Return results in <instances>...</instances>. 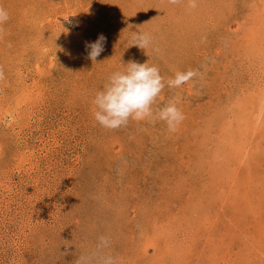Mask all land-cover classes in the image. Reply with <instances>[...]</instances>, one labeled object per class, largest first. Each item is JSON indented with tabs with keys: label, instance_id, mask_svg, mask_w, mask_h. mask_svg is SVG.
<instances>
[{
	"label": "rangeland",
	"instance_id": "1",
	"mask_svg": "<svg viewBox=\"0 0 264 264\" xmlns=\"http://www.w3.org/2000/svg\"><path fill=\"white\" fill-rule=\"evenodd\" d=\"M0 8V264H96L101 235L117 264H264V0ZM133 59L194 73L153 105L179 101L176 132L95 121L92 97Z\"/></svg>",
	"mask_w": 264,
	"mask_h": 264
},
{
	"label": "clouds",
	"instance_id": "2",
	"mask_svg": "<svg viewBox=\"0 0 264 264\" xmlns=\"http://www.w3.org/2000/svg\"><path fill=\"white\" fill-rule=\"evenodd\" d=\"M172 5L181 3L182 0H168ZM188 6L195 8L197 0H187ZM9 19L8 12L0 8V26ZM3 29L0 27V35ZM152 37L147 33L138 31L131 32V47L135 46L142 50L149 48ZM106 37L99 34L94 42H86L85 49L87 58L95 62L97 57L104 51ZM153 51H159L153 48ZM124 71L111 73L102 89L96 91L91 103L94 105L93 117L103 128L116 130L126 127L130 120L146 121L159 120L166 124L169 132H176L178 126L185 119L182 111L177 107L178 100L174 99L163 107L153 108L157 97L168 88H179L186 83L194 73L176 72L173 77L165 81L157 66L148 62L139 63L129 60ZM3 78V69L0 68V79ZM110 237L101 235L96 245L100 255L96 264H117L116 259L104 252L110 246ZM75 264H92V257L81 256Z\"/></svg>",
	"mask_w": 264,
	"mask_h": 264
},
{
	"label": "bare ground",
	"instance_id": "3",
	"mask_svg": "<svg viewBox=\"0 0 264 264\" xmlns=\"http://www.w3.org/2000/svg\"><path fill=\"white\" fill-rule=\"evenodd\" d=\"M261 58V57H260ZM257 63H258V61H257ZM263 64V63H262ZM263 66V65H262ZM262 69H263V67H262ZM259 70V69H258ZM264 75V74H263ZM257 119V118H256ZM255 121V120H254ZM258 121V120H257ZM256 122V121H255ZM14 123V122H13ZM235 148V147H234ZM244 149V148H243ZM236 151H237V149H236ZM241 160V159H240Z\"/></svg>",
	"mask_w": 264,
	"mask_h": 264
}]
</instances>
